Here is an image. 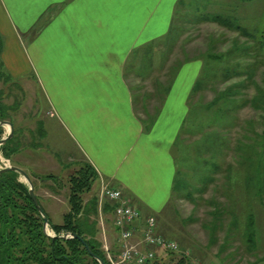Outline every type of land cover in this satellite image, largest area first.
Masks as SVG:
<instances>
[{"label":"crops","instance_id":"crops-1","mask_svg":"<svg viewBox=\"0 0 264 264\" xmlns=\"http://www.w3.org/2000/svg\"><path fill=\"white\" fill-rule=\"evenodd\" d=\"M184 1L0 0L1 68L9 84L20 83L26 98L34 96L35 116L25 115L22 106L8 114L20 143L17 165L30 175H50L34 171L41 167L34 154L45 119L71 144L77 168L95 171L93 197L104 187L119 190L140 211L142 224L154 217L158 234L170 240L174 236L161 226L176 221L161 216L176 177L171 149L189 113L199 68L194 58H185L170 73L157 58ZM39 101L45 105L41 120ZM36 182L39 199L43 193L45 204L68 209L64 188L51 197L53 187ZM95 220L96 239L116 258L120 246L111 212Z\"/></svg>","mask_w":264,"mask_h":264},{"label":"rangeland","instance_id":"rangeland-1","mask_svg":"<svg viewBox=\"0 0 264 264\" xmlns=\"http://www.w3.org/2000/svg\"><path fill=\"white\" fill-rule=\"evenodd\" d=\"M185 2L188 7L183 9ZM161 49L157 59L168 72L174 73L183 59L194 58L199 73L189 113L171 149L176 177L171 204L161 216L176 221L161 227L174 236L179 252L152 247L154 260L177 264L184 256L187 264H264V162L255 170L251 166L264 159V0H185ZM162 83L158 87L165 86ZM24 88L20 83L0 85L3 101L35 116L34 96L26 98ZM257 97L262 108L258 111L252 103ZM44 107L41 102L40 120ZM39 128L40 152L34 155L41 167L34 171L56 176L61 188L46 184L53 191L64 187L67 198V182L79 166L77 156L54 125L43 119ZM41 194L51 222L61 224L67 207L53 206L49 197L45 204L46 195ZM94 194L93 189L84 197L90 200ZM217 205L225 212L220 222L211 217ZM98 207L99 201V220ZM243 229L251 234V242L245 236L242 240Z\"/></svg>","mask_w":264,"mask_h":264},{"label":"trees","instance_id":"trees-1","mask_svg":"<svg viewBox=\"0 0 264 264\" xmlns=\"http://www.w3.org/2000/svg\"><path fill=\"white\" fill-rule=\"evenodd\" d=\"M7 78L0 62V85H5L8 82ZM3 100L4 92L0 89V122L8 121L14 128V123L8 114L11 110L15 112L17 108L13 105H6ZM259 102V97L255 98V101L252 100L257 111L262 110ZM261 135L264 136V129ZM3 136L4 130L0 127V140ZM19 148L20 143L14 129L13 137L0 147V153L4 159L10 161L12 166L18 168L20 167L14 157L19 153ZM263 162L264 159L253 161L251 163L253 170L262 167ZM262 172H264V168ZM25 173L31 179L35 196L36 180L41 183L51 182L61 188L57 177L54 175L39 177ZM95 180L96 173L88 165L78 168L69 178L66 198L68 209L63 214L62 223L59 225L51 222L40 199L36 196L45 217L49 221L48 230L55 235V238H51L46 234L43 219L32 203L28 194V187L22 182L20 176L14 172L0 173V264H99L88 255L83 243L105 264H110L101 243L96 239L97 224L95 219L97 217L98 198L92 197L86 201L84 197L91 192ZM262 182L261 196H264V179ZM258 193H260L259 190ZM217 206L211 217L212 220L220 222L225 212L221 210V206ZM111 211V205L104 204L103 212L110 213ZM68 233L77 235L82 241L61 237ZM245 238L247 242H251V234L246 235ZM171 258L174 259L175 257ZM147 264L163 263L153 260ZM177 264H187L186 257L181 256Z\"/></svg>","mask_w":264,"mask_h":264},{"label":"built area","instance_id":"built-area-1","mask_svg":"<svg viewBox=\"0 0 264 264\" xmlns=\"http://www.w3.org/2000/svg\"><path fill=\"white\" fill-rule=\"evenodd\" d=\"M9 165L8 161L1 160L0 169ZM103 202L110 203L112 207V226L120 246V252L115 259L105 250L110 264H147L155 259V253L150 249L152 247L160 251L179 252L176 242L158 234L154 217H146L142 224L140 211L126 201L119 190L107 187L101 189L100 214ZM137 235L138 241L134 242Z\"/></svg>","mask_w":264,"mask_h":264},{"label":"water","instance_id":"water-1","mask_svg":"<svg viewBox=\"0 0 264 264\" xmlns=\"http://www.w3.org/2000/svg\"><path fill=\"white\" fill-rule=\"evenodd\" d=\"M0 127H7L8 129V132L6 134V136H4L1 140H0V147L2 145H4L8 140H10L12 137H13V133H14V128H13V125L10 123V122H7V121H1L0 122ZM5 172H14L16 174H18L20 176V178L22 179V182H24L27 187H28V194H29V197L32 201V203L34 204L37 212L40 214V216L42 217L43 219V226H44V230L46 232V234L51 237V238H55V235L53 234H50L47 229H48V226H49V221L48 219L45 217L39 203H38V200L34 194V187H33V184L31 182V179L29 178V176L20 168L18 167H14V166H8V167H5L3 169H0V173H5ZM62 238H70V239H78L80 241H82L81 238H79L77 235L75 234H64L61 236ZM84 244V247L88 253V255L94 259L95 261H97L99 264H105V262L103 260H101L99 257H97L91 250L90 248L85 244Z\"/></svg>","mask_w":264,"mask_h":264}]
</instances>
